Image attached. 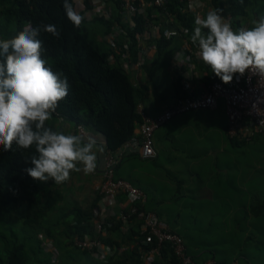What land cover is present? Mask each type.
<instances>
[{"label":"trees","instance_id":"16d2710c","mask_svg":"<svg viewBox=\"0 0 264 264\" xmlns=\"http://www.w3.org/2000/svg\"><path fill=\"white\" fill-rule=\"evenodd\" d=\"M170 1L169 9L172 12L178 10L176 0ZM209 1L213 10H222L221 15L229 17V24L234 30L252 27L254 22L264 17V0ZM177 19L190 28L192 35L195 27L193 16L178 11ZM28 24L33 27L55 24L60 32L59 37H55L41 31L37 37L42 42L41 56L46 60V66L62 74L61 79L67 77L70 85L68 95L59 102L52 116H60L72 124L81 123L100 132L109 148H118L132 136L140 121L136 106L149 95V86L144 83L134 86L129 74L107 64L105 48L90 38L82 24L77 28L67 18L64 0H0V39L14 37ZM203 31L207 32V29ZM170 44L167 40H159L156 59L145 65L150 81L153 82L154 65L168 52ZM208 79L220 77L214 74ZM176 88L178 93V86ZM46 125L55 131L48 121ZM34 151L21 149L15 142L7 151L0 145V264H53L58 255L57 264H103L92 260L89 252L73 244L74 236L83 237L86 234L97 236L108 244L129 245L119 255L109 257L107 264H142L135 244L144 236L139 230V220H135L136 224L132 223L127 233L124 232L123 242L109 236L111 229L122 231L121 222L114 217L109 219L113 224L106 236L94 231L92 209L100 195L94 199L90 209L75 205L58 208L53 217L48 215L52 206L41 204L39 199L41 193L47 192L48 185L33 179L25 171L34 166L28 159ZM53 233L64 234L61 254L53 242L57 250L54 258L51 251L45 253L40 238L42 235L53 239ZM160 252L162 264L176 261L168 244Z\"/></svg>","mask_w":264,"mask_h":264},{"label":"built area","instance_id":"2783aa9c","mask_svg":"<svg viewBox=\"0 0 264 264\" xmlns=\"http://www.w3.org/2000/svg\"><path fill=\"white\" fill-rule=\"evenodd\" d=\"M176 2L178 10L172 12L169 9L170 0H71L74 10L82 16V22L103 23L106 62L132 76L134 86L140 85V74H146L145 65L156 59L159 40L164 39L175 45L170 53V61L177 75L179 92L169 106L155 115L149 114L138 103L136 112L140 121L132 136L118 148H109L103 134L81 123H75L72 127L73 134L91 136L98 145L97 166L93 173L100 176V198L92 209L94 231L106 236L113 224L109 219L114 217L121 222V230L127 233L132 223L139 220V230L144 236L135 244L142 264H162L160 250L165 244L175 254L176 261L172 264H192V258L186 252L182 237L170 230L155 212L142 207L146 193L129 181L115 177L117 165L132 155L142 159L155 158L157 153L153 135L161 125L182 113L213 110L219 101L224 104L226 134L230 139L250 142L260 137L264 140V78L249 71L244 75L234 74L229 83H224L221 78L208 79L215 73L197 55L198 45L192 43L191 30L178 21L177 12L190 13L194 21L197 15L202 17L206 9L212 10L210 1ZM224 19L229 23V17ZM59 120L62 121V118ZM121 196L125 197L127 205H122ZM40 238L52 252L53 258L56 257L57 250L53 243L45 236L40 235ZM73 244L107 261L129 247L108 244L89 234L74 236Z\"/></svg>","mask_w":264,"mask_h":264},{"label":"clouds","instance_id":"9594fccd","mask_svg":"<svg viewBox=\"0 0 264 264\" xmlns=\"http://www.w3.org/2000/svg\"><path fill=\"white\" fill-rule=\"evenodd\" d=\"M64 9L73 25L80 27L83 18L69 0H64ZM221 11L195 17L191 41L198 45L197 55L224 83L249 71L264 78V17L252 27L234 30ZM41 31L60 35L55 24H28L14 37L0 39V145L5 151L12 149L13 142L26 151L34 149L28 157L34 166L25 169L27 174L62 184L71 171H81L78 165H83L85 174L95 171L98 145L91 136L66 135L46 125L70 85L67 77L61 79L62 74L46 66L37 39Z\"/></svg>","mask_w":264,"mask_h":264},{"label":"crops","instance_id":"0c3cea01","mask_svg":"<svg viewBox=\"0 0 264 264\" xmlns=\"http://www.w3.org/2000/svg\"><path fill=\"white\" fill-rule=\"evenodd\" d=\"M101 44L105 48L102 40ZM174 46L171 43L169 48ZM145 76L148 77L147 73L140 74V85L143 83L148 85ZM149 92L151 93L150 90ZM150 93L145 100L138 103H141L151 115L169 106L177 95L174 91V96L164 105L159 106L155 100L150 98ZM187 113H193L204 121L205 118L211 120L220 118L223 122L222 129L225 134H200V142L196 140L193 143L195 154L199 153L202 156L214 154L211 163L206 164L201 158L192 163L194 169L188 172L189 177H180L177 173L173 174L176 176L173 178L175 182L166 177L163 178L155 168L150 167L158 160L162 151V142L154 138V133L156 157L142 159L137 155L128 156L118 164L115 177L129 181L146 193L147 197L142 206L146 210L155 212L170 230L182 237L186 252L192 258V264H231L232 262L260 264L264 260V196L255 194L254 188H250L249 179L243 177V165L237 161L236 155H234L233 164L226 165L216 162L217 155L222 152V149L245 142H232L227 136V117L222 101H219L217 108L213 110L200 109ZM72 127L71 122L67 124L65 128V131H68L67 135L73 134ZM256 138L258 137L252 141ZM94 150L97 152V149ZM173 151L174 154L179 155L178 148ZM260 154L261 157L264 156L263 152ZM174 160L180 163L177 157ZM256 170L259 171V165L256 166ZM261 170L260 176L263 179L264 170L263 168ZM89 180L92 183L90 185L97 189L100 183L99 173L91 172ZM166 192L171 194L170 200H177L173 201L175 205L164 198ZM120 198L123 206L128 204L124 196ZM114 209L117 210V207ZM91 222L94 226V218ZM220 236H224L225 240L238 239L239 241L229 249H217L215 242L222 243ZM256 260L259 263H255Z\"/></svg>","mask_w":264,"mask_h":264},{"label":"rangeland","instance_id":"374dc122","mask_svg":"<svg viewBox=\"0 0 264 264\" xmlns=\"http://www.w3.org/2000/svg\"><path fill=\"white\" fill-rule=\"evenodd\" d=\"M208 11L210 10L206 9L203 11L202 18L206 16ZM82 27L88 32L90 38L97 45L103 47L101 40L104 27L100 21L82 23ZM171 49L172 48L168 49V52L164 54L161 60L158 58V62L154 65L153 82L150 81L149 77L145 76L151 91L150 98L155 100L159 106L164 105L172 96H174L173 93L178 85L175 71L170 65L169 50ZM206 112L207 111H205V113ZM48 123L53 125L55 131L66 134L68 131H65V128L70 122L66 121L63 124L59 122L58 118L52 116L51 119L48 120ZM222 125L223 122L220 118L214 120L205 118L204 121L201 117L195 116L193 113L177 115L174 119L172 118L155 131L154 138H157L162 142V151L159 154L158 160L150 165V167L153 169L155 168L163 178L166 177L173 182H175L173 178L176 177L173 174L178 173L180 177H189L188 172H191L194 169V165H192L194 161L202 158V161L208 164L211 163L212 158H214V154L203 156L199 153L195 154V146L193 143L196 140L200 142V134H225ZM175 134L176 137L174 138ZM196 145L198 146V143H196ZM175 148H178V156L177 154H174L173 149ZM221 151L222 152L217 155L216 162L226 165L233 164L234 155H236L237 161L243 165V177L249 179L250 188H254L253 191L255 194L264 196V178L261 179L260 176L262 171L261 168L264 170V156L261 157L260 154V152H263L264 155V140L258 137L255 141L245 142L237 146L230 145L229 148L222 149ZM176 157L180 160L181 164L174 160ZM257 165H259V171L256 170ZM78 167L81 168V171H71L69 180L62 184H55L54 180L51 179L44 182L48 185V190L45 193H41L39 199L41 204H49V206H52L51 212L48 214L49 216L53 217L57 213L58 208L64 209L75 205L82 209H90L93 206L94 199L100 195L98 188L95 189L90 185L91 181L89 179H91V173L85 174L83 171V165H78ZM166 194L167 192L165 193L164 198L169 200L172 205H175L173 201L177 200H170L171 194ZM53 234V239L49 238V240L52 243H55L59 254H61V250L64 246V234ZM124 234L125 233L119 229H111L109 232V236L122 242L125 240ZM219 239L222 240V243L215 242L217 249H229L239 241L238 239H235L234 241L225 240L224 236H220ZM42 246L45 253H48V246H45L43 243ZM58 257L57 260L56 258L54 259L53 264L58 263ZM91 258L92 260L99 261L103 264H107L108 262L107 260H102L94 256ZM255 263H259V261L256 260ZM260 264H264V260Z\"/></svg>","mask_w":264,"mask_h":264}]
</instances>
